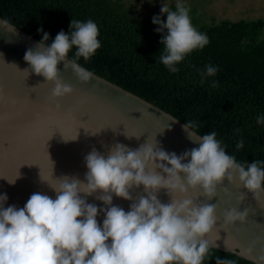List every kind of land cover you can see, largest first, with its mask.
Here are the masks:
<instances>
[{
  "label": "clouds",
  "instance_id": "obj_1",
  "mask_svg": "<svg viewBox=\"0 0 264 264\" xmlns=\"http://www.w3.org/2000/svg\"><path fill=\"white\" fill-rule=\"evenodd\" d=\"M160 11L167 19L165 22L159 15L153 17L156 31L162 34L159 62L177 72L175 65L203 48L208 37L193 26L189 9L183 4L178 2L175 11L162 4ZM0 27L15 32L8 20H0ZM70 30L71 34L61 30L49 44L50 34L41 28L43 36L36 49L30 48L24 55L32 72L55 83L53 97L73 91L60 78L58 65L63 62L65 70L72 69L86 83L92 73L77 61L81 57L88 60L101 47L98 26L92 20L72 18ZM73 47L75 57L68 59ZM216 72L217 68L209 65L204 75L214 76ZM257 123H264V117H259ZM184 130L190 139L196 136L192 123L187 122ZM216 135L213 131L199 136L198 141L192 139L199 146L182 155L168 153L158 141H147L138 149L116 143L106 156L93 148L85 157L87 183L64 176L56 186L49 184L56 192L55 199L33 193L22 208L5 207L8 196L0 194V264H203L211 246L207 237L218 221L217 206L192 199L162 203L156 195L160 189H168L171 196L175 191L184 193L189 187H200L212 199L226 177L230 183L238 180L264 205L262 162L254 161L245 168L225 151ZM242 147L241 140L237 148ZM16 179L8 182L15 184ZM134 185H143L147 195L132 203L129 211L113 204L112 194L132 200L129 190ZM96 192L103 193L97 199L108 207L101 209L80 195ZM246 198L241 194L238 199L243 202ZM101 211L105 213L102 226L97 220ZM249 211H225L224 226L234 221L243 223ZM253 258L257 264H264V254ZM216 264L234 261L217 257Z\"/></svg>",
  "mask_w": 264,
  "mask_h": 264
},
{
  "label": "water",
  "instance_id": "obj_2",
  "mask_svg": "<svg viewBox=\"0 0 264 264\" xmlns=\"http://www.w3.org/2000/svg\"><path fill=\"white\" fill-rule=\"evenodd\" d=\"M0 20L6 19L0 16ZM9 23L15 32L0 27V194L8 196L5 207L22 208L33 193L55 199L56 192L49 184L56 186L64 176L87 183L85 157L93 148L106 156L116 143L138 149L147 141H158L168 153L182 155L199 146L193 140L198 141L201 135L194 130L197 137L190 139L184 130L186 123L173 114L80 64L92 73L90 80L81 82L61 62L60 78L73 91L53 97L55 83L36 75L24 60L25 52L35 50L40 40ZM148 170L152 171L151 166ZM180 176L186 183L184 174ZM15 179V184L8 182ZM129 192L132 200L112 194L113 204L129 211L132 203L147 195L143 185H134ZM241 194L247 197L243 202L238 199ZM80 195L101 209L108 207L97 199L102 192ZM156 195L162 203L192 199L198 204L216 205L217 225L207 237L210 247L256 264L253 257L264 254V205L238 180L230 183L225 177L212 199L200 187H189L184 193L175 191L171 196L168 189H160ZM233 208L249 209V215L243 223L234 221L224 226V213ZM104 218L101 211L97 217L101 226Z\"/></svg>",
  "mask_w": 264,
  "mask_h": 264
},
{
  "label": "trees",
  "instance_id": "obj_3",
  "mask_svg": "<svg viewBox=\"0 0 264 264\" xmlns=\"http://www.w3.org/2000/svg\"><path fill=\"white\" fill-rule=\"evenodd\" d=\"M169 8L175 11L176 5ZM0 16L40 41L42 28L50 34L49 44L61 30L71 34L72 18L92 20L101 47L78 64L192 123L200 135L214 131L245 168L254 161L264 168V123H257L264 117V18L207 22L190 14L209 42L171 72L159 62L163 45L153 23L157 15L143 16L123 0H0ZM160 16L166 22V15ZM75 52L73 47L68 58ZM209 65L217 68L214 76L204 75ZM241 140L243 147L237 148ZM217 257L256 264L214 247L203 264H216Z\"/></svg>",
  "mask_w": 264,
  "mask_h": 264
},
{
  "label": "rangeland",
  "instance_id": "obj_4",
  "mask_svg": "<svg viewBox=\"0 0 264 264\" xmlns=\"http://www.w3.org/2000/svg\"><path fill=\"white\" fill-rule=\"evenodd\" d=\"M128 7L143 16L162 15L161 6L178 2L189 9V15H198L207 22L222 19L238 21L264 18V0H123ZM204 16V17H203ZM196 22L200 18L195 19Z\"/></svg>",
  "mask_w": 264,
  "mask_h": 264
}]
</instances>
